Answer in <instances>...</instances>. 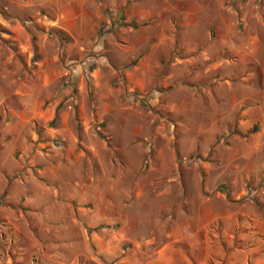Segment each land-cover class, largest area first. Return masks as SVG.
I'll return each instance as SVG.
<instances>
[{"label": "rangeland", "instance_id": "rangeland-1", "mask_svg": "<svg viewBox=\"0 0 264 264\" xmlns=\"http://www.w3.org/2000/svg\"><path fill=\"white\" fill-rule=\"evenodd\" d=\"M0 170V264H264V0H0Z\"/></svg>", "mask_w": 264, "mask_h": 264}, {"label": "crops", "instance_id": "crops-1", "mask_svg": "<svg viewBox=\"0 0 264 264\" xmlns=\"http://www.w3.org/2000/svg\"><path fill=\"white\" fill-rule=\"evenodd\" d=\"M5 177V176H4ZM7 177V176H6ZM2 183H3V175H2V172L0 170V195L2 194V190H3V187H2ZM6 183V182H5ZM1 206V205H0Z\"/></svg>", "mask_w": 264, "mask_h": 264}]
</instances>
